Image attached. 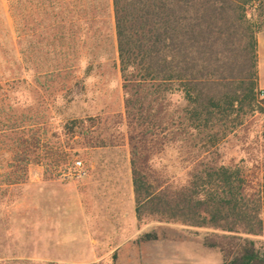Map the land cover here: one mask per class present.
Returning a JSON list of instances; mask_svg holds the SVG:
<instances>
[{"label": "trees", "instance_id": "1", "mask_svg": "<svg viewBox=\"0 0 264 264\" xmlns=\"http://www.w3.org/2000/svg\"><path fill=\"white\" fill-rule=\"evenodd\" d=\"M37 1L43 24L47 10L52 23H58L57 10L70 5L68 18L59 22L78 26L80 34L101 8L100 0ZM111 1L125 104V117L112 122L118 131L127 128L140 223L208 229L205 245L219 250V264H264V252L252 238L264 236V100L258 95L257 40L264 30V0ZM19 2L9 0L5 17L7 55L17 53ZM44 49L47 60L39 65V77L65 72L60 62H49L51 52L47 45ZM4 79L2 102H9L0 103V156L13 171L1 175L2 186L25 184L35 160L60 167L80 146L126 145L125 135L123 144L113 135L105 140L94 136L101 115L64 118L46 137V123L31 114L28 100L21 104L14 97L16 86L31 89V83L16 70H8ZM233 144L239 159L227 158L225 151ZM171 164L179 165L180 173H170ZM155 240L149 233L134 243L139 264H149L146 245Z\"/></svg>", "mask_w": 264, "mask_h": 264}, {"label": "rangeland", "instance_id": "2", "mask_svg": "<svg viewBox=\"0 0 264 264\" xmlns=\"http://www.w3.org/2000/svg\"><path fill=\"white\" fill-rule=\"evenodd\" d=\"M40 3L37 0H20L17 4L20 39L17 44V53L7 55L4 48V28L5 17L9 11V0H0V103L9 102L8 100L2 102L7 89L4 73L8 70H16L20 79L29 81L32 88L27 89L20 84L16 86L17 91L14 97L21 104H25L28 100L27 104L31 105V114L38 118L39 123H46V137L50 138L52 133L59 129L64 118L101 115L102 122L94 136H100L102 140H105L113 135L123 144V135H125L126 145L120 148H107L109 152L103 153H92L93 150L80 146L74 150L75 155L69 163L60 167L47 166L45 160H35L29 168L27 182L21 186L12 187L1 185V175L4 171L13 170L4 166L1 158L3 156H0V264H14L20 260L45 263L46 261L40 258L53 252L77 254L74 239L65 237L61 242L63 245L60 250L58 239L49 241L46 237H41V233L36 229H32V183L79 181L80 179L64 176L69 173L76 161L83 163L82 169L85 173L94 163L104 159L102 157L109 156L112 161H117L115 163H121L122 152L130 153L127 145V128L124 125L118 131L112 122L117 116L125 117L112 1L100 0V14H95L93 11L91 15L94 21L85 28L86 31L83 27L82 34L79 33L78 26L69 27L68 23L59 22L61 17L68 18L67 13L73 10L70 5H61L62 7L60 6L61 8L57 10L58 23H52V11L47 10L49 17L46 24H43L39 19ZM9 21L12 24L11 20ZM43 27L46 29L43 30ZM70 28L76 32L75 37L69 32ZM27 33L29 36L26 35ZM80 35L86 36L81 40ZM45 45L51 52L48 55L49 62H60L67 67L65 72L54 75L50 79L39 77L37 73L41 61L47 60ZM29 47H31V54L26 52ZM42 49L44 52L41 53ZM91 52L93 54H90ZM260 73L264 83V64ZM174 99L179 100V96ZM17 110L22 111V109ZM233 146L235 145L228 146L229 148L225 151L227 158L239 159L240 155L236 153ZM117 150L120 151L118 153L120 158L115 155ZM170 157L176 158V152H171ZM180 169L179 165L174 167L171 164L168 171L177 174L180 173ZM66 213L69 217L66 232L69 234L75 230L78 212L71 208ZM154 227L156 228L150 234L156 235L157 240L150 241L146 246L149 264H166L167 262L219 264L221 262L219 250L205 245V237L211 233V230L178 224H156ZM252 238L264 252V236ZM80 248V252L90 253L89 246ZM115 255H117L116 264H130L133 258L136 260L135 264H139V250L136 247L128 246L120 254ZM97 264H113V258Z\"/></svg>", "mask_w": 264, "mask_h": 264}, {"label": "crops", "instance_id": "3", "mask_svg": "<svg viewBox=\"0 0 264 264\" xmlns=\"http://www.w3.org/2000/svg\"><path fill=\"white\" fill-rule=\"evenodd\" d=\"M259 87L264 89L260 69L264 64V30L258 37ZM109 152L107 148L92 151ZM113 152V151H111ZM117 150L115 155L120 158ZM122 162L111 158L94 163L85 176L75 182L44 181L32 183V229L47 240L58 239L59 248L65 237L74 239L75 255L65 252L49 254L42 261L59 264H97L109 261L128 246L149 234L156 224H141L137 217L130 153L122 152ZM116 158V159H117ZM78 212L72 233L66 232L69 223L67 210ZM89 246L90 253H82V246ZM147 246V245H146ZM62 250V248H60ZM138 252V251H137ZM130 264L136 263L135 258Z\"/></svg>", "mask_w": 264, "mask_h": 264}, {"label": "built area", "instance_id": "4", "mask_svg": "<svg viewBox=\"0 0 264 264\" xmlns=\"http://www.w3.org/2000/svg\"><path fill=\"white\" fill-rule=\"evenodd\" d=\"M259 98L261 100H264V89H259ZM83 163L81 161H76L73 164V167L70 169L68 174H65V178H74V179H82L85 176V173L83 171Z\"/></svg>", "mask_w": 264, "mask_h": 264}]
</instances>
